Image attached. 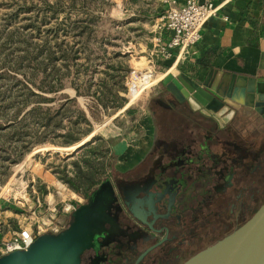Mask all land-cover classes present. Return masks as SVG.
I'll use <instances>...</instances> for the list:
<instances>
[{
	"label": "rangeland",
	"instance_id": "374dc122",
	"mask_svg": "<svg viewBox=\"0 0 264 264\" xmlns=\"http://www.w3.org/2000/svg\"><path fill=\"white\" fill-rule=\"evenodd\" d=\"M159 4H163V0H0V110L2 109V104L5 103V97L21 88L20 82L28 84L23 74L28 77V72L33 67L28 65L27 57L36 55L39 50H43V53L47 50H55L56 44L60 42L63 49H69L72 46L73 50L77 51L78 54H84L86 49L81 43L82 39L81 37H76L75 34L80 26H84L85 23L90 24V20L93 23L90 24L92 36L88 47L93 67L87 73L83 67L75 66L72 69V71L74 69L75 71H80L77 77V86L87 74V77H91V92L95 91L98 79L104 76L101 72L105 68V62H122L128 66L129 70L131 68L151 69L152 61H156L155 59L160 57L156 50L159 36L158 28L163 24V21L159 19L164 12L162 11L163 13L159 14L161 8ZM115 55L118 57H115ZM19 60H21V63H17ZM80 61L82 60H77V62ZM56 64L55 66L60 69L63 67L61 62ZM155 75V79H158L162 74L157 71ZM156 88H161V81L152 88V91L156 90ZM63 93L68 94L70 97L75 96V92L71 88H66ZM119 95L125 98V92H120ZM147 97L141 101L143 102ZM77 102L86 111L87 105L94 106L96 104L94 97L91 95L79 96L77 97ZM137 104L130 106L134 107ZM126 105L127 100L121 110L113 111L111 105H109L105 112L99 110V112L95 113L98 121L95 122L90 119L93 126V137L102 139L108 144V139L115 140L131 131L134 124L132 123V117L124 114V110L130 107H126ZM156 125L158 131L159 129H171L170 124L169 127L165 128L164 122L159 118L156 119ZM218 136L221 137L222 141H225V144L219 143L218 147L220 146L219 148L225 151L226 147L229 148L227 154L232 159L227 161V163L230 165L237 161H242L243 170L236 172L233 185L232 179L225 175L218 180L217 184H214L215 190H221V192L230 189L225 194L227 199L214 202L211 208L210 206L202 205L199 210V216L196 217L194 225L201 228L205 223V227L200 230L210 233L218 232L222 222L219 220L220 218L218 219L213 214H210L209 211L218 210L219 213H222V210H224L225 221L232 220V215L229 214L230 206L233 203L237 205L238 200L234 202L231 199L235 196L237 197L240 190L243 192L241 203L242 205L244 204L241 212L246 218L264 201V143L263 146L258 143V148L261 151L256 155L253 153L254 161L252 165L247 166L245 163L249 160V140H245V136H242L240 138L242 139L241 145L236 146L235 141H238L239 138L234 139L225 135L224 132L217 133ZM189 137L186 146L178 143L173 148L177 149V152L187 150L194 153L198 151L199 146L204 142L202 135L194 128L192 135ZM89 138L90 136L82 140V142ZM99 144V141H96L92 146L96 147ZM76 146L60 147L46 142L43 145L35 146L18 164L10 165L8 169L9 176L5 183L0 185V206H2L0 213L6 209L9 210L8 206H11L14 208L11 210L12 213L18 216V219L12 218L14 220L13 223L16 224L19 221V226H30L35 230L38 224L31 215L34 210H31V207H33V202L36 205L38 204L37 199L35 200L38 197L41 206L37 207L36 210L42 211L40 215H37L38 219L43 217V202L46 205L47 202H51V208L54 207L56 209L58 219L62 223L65 220L68 221L71 213L65 214L63 212L66 205H70L75 209L78 205L86 202L83 196L73 192L60 179L62 169H64L67 177L72 178L75 176L71 163L81 158V155L72 156ZM238 147H241L240 151L237 150ZM168 148L171 149L172 147L168 146ZM164 149H166V146H164ZM157 154L156 152L150 154L149 156H153L154 159L151 157L147 158L145 163L132 168L131 171H128L130 170L128 164L125 167L121 165V160L123 161L122 158L124 157L122 153L106 155L104 162L106 165L105 173L111 175L114 168L116 172L123 174L120 178L115 179L114 184L107 181L101 185L100 191L96 192L93 198L102 197L108 208L112 202L117 203L118 210H123L125 207L126 210L133 212L135 217L143 220H146L149 214L155 215L157 220L171 214L169 211L161 214L162 211H160V205L163 201L165 200L166 205H168L172 203L171 198L165 196L163 192L152 194L148 191L150 184L153 185L156 182L155 169L149 168V166L151 165L154 168H163L167 165L181 166L182 161H180L181 158L175 157L172 158L173 162L165 163L155 158ZM108 165L112 167L109 169ZM126 167L128 168L126 169ZM220 168L218 167L217 169ZM221 173H224V171H221ZM217 176L219 177V175ZM217 176L213 178L214 182L217 180ZM136 182H140V186ZM168 182L166 181L165 183ZM114 185L119 192V199L116 198L117 193L114 191ZM42 187L46 188L43 189ZM40 190L44 191L43 199L39 197ZM250 195L254 197L251 202L249 199ZM27 199H30L28 205L25 202ZM122 202L124 204L121 205ZM245 202L256 206L248 212L244 208ZM1 217L4 216L2 215ZM6 224L12 227V223L8 219ZM227 226L226 230L228 231ZM4 227L6 226L0 224V247L1 239L4 238L6 231ZM110 227V230L103 229L99 237L103 236L106 244L114 241L118 251H124L125 249L126 251H133L134 248L132 249V246L128 245L126 240L127 237H131V233L129 234L125 229L120 228L115 222H112ZM188 232V234L185 233L186 238L178 237L176 240L173 239V244H176V242L180 244L179 242L181 241L180 250L187 248L186 244L191 238V231L188 230ZM174 233L171 232V235H174ZM179 233L180 230L177 229L176 234L178 235ZM138 235L136 234V236ZM42 239L43 235L37 237L34 241L38 242ZM32 246L30 245V247ZM188 255L189 253L184 256ZM28 261L27 259L25 262Z\"/></svg>",
	"mask_w": 264,
	"mask_h": 264
},
{
	"label": "trees",
	"instance_id": "16d2710c",
	"mask_svg": "<svg viewBox=\"0 0 264 264\" xmlns=\"http://www.w3.org/2000/svg\"><path fill=\"white\" fill-rule=\"evenodd\" d=\"M260 1L262 19L255 26L252 40L261 36V27L264 25V0ZM89 23L92 24L93 21L90 20ZM90 24L80 26L75 34L82 39L81 43L86 49L84 54H78L72 46L63 49L60 42L56 44L55 50H47L45 53L39 50L36 55L27 57L28 65L33 67L28 72V77L23 74L28 84L20 82L21 88L5 97L0 110V185L9 176V166L21 162L35 146L46 142L60 147L75 146L93 132L91 120L98 121L95 113L99 110L105 112L109 105L113 111L124 108L126 99L119 93L125 92L124 80L129 68L122 62H105V68L101 72L104 76L98 79L95 91L91 92V77H87V74L79 86L76 85L80 71L72 69L75 66L83 67L87 73L93 67L88 47L92 36ZM252 40L251 44H254ZM78 59L82 61L77 62ZM19 61L17 63H21ZM57 62H61V69L55 66ZM66 88L73 89L75 96L63 93ZM87 95L93 96L96 104L87 105L86 111L78 104L77 97ZM149 98L148 95L145 99L146 105L140 101L137 106L124 110V114L132 117L133 124L143 109L154 112L155 104H160L161 100ZM161 108L162 111L168 110L167 106L165 108L161 105ZM96 141L100 144L92 146ZM110 153L113 152L106 141L91 138L72 154L81 155L79 160L71 163L75 176L67 177L62 169L60 179L73 192L88 199L105 182H115L123 174H119L114 168L111 175L105 173L104 162L106 155ZM108 166L109 169L112 167ZM40 193L43 194L44 191L40 190Z\"/></svg>",
	"mask_w": 264,
	"mask_h": 264
},
{
	"label": "crops",
	"instance_id": "0c3cea01",
	"mask_svg": "<svg viewBox=\"0 0 264 264\" xmlns=\"http://www.w3.org/2000/svg\"><path fill=\"white\" fill-rule=\"evenodd\" d=\"M198 1L202 3L204 0ZM209 1L217 6L218 10L202 28L199 42L182 52L180 56L179 50H175L174 56L170 59H163L161 57L158 59L156 58V61H152L150 68L155 74L157 71L161 72L162 75L167 73H171L173 76L184 74L188 78L194 80L203 79L211 70L217 73L223 72L264 80V25L261 27V36L258 39L254 38V40H252L255 26L259 24L262 19L261 1ZM184 3L185 0H163V4H159V6L161 5L159 14L163 11V17L166 11L171 8L178 9L183 6ZM162 17L159 20H162ZM158 40L162 41V43L167 41L166 32L164 30H159L157 41ZM251 40L254 44H251ZM149 97L150 100H161L160 104H155L154 112L143 109L139 117L134 121V126L131 131L124 136H119L120 138L115 140L108 139V145L111 151L114 154L120 152L124 155L122 158L123 161L121 160V165H123V167L128 164L130 169L136 168L142 164L147 157L153 158V156H149L150 154L155 152H169L173 149V146L178 143L186 146L194 128L202 135L204 139L203 144L207 143L208 146L217 144L216 147L218 150L214 151L215 154L220 155L222 153L223 149L218 147L221 137H217V133L219 134V131H222L217 128L215 122L203 117L199 113L191 112L186 104L177 103L162 84L161 88H156V90L151 91ZM145 101L146 100L142 103L146 104ZM161 105L165 108L167 106L168 110L162 111ZM158 118L164 122L165 128L169 127L170 124L171 129H159L158 131L156 125V119ZM223 132L225 135L233 137L234 139L237 137L231 127H227ZM91 134L93 137V133ZM258 138L259 140L257 139L256 144L260 143L263 145L264 134H259ZM164 146H166V149H164ZM168 146L172 148L169 149ZM211 149L214 150V147H210V150ZM128 167H126V169ZM39 197L43 199V194L40 193ZM36 199L38 200L39 198L36 197L35 200ZM25 202L28 205L30 199H27ZM43 204L44 213L42 214L43 217L40 218L43 221L51 220L53 226L51 230L41 233L40 235H36L33 230L34 240L41 235L57 234L61 228L67 226L69 223V220H65V222L62 223L58 219L56 209L54 207L51 208V202H47L48 206L44 202ZM40 206V202L37 205L33 202L34 208L31 207V210L34 209L33 212H31L32 216L40 215L42 211L36 210V208ZM0 209H2V206H0ZM8 209L9 210L6 209L4 212L0 213V224L6 226L4 227L6 231L4 233V238L1 239V245L22 228V226H19V221H17L16 224L13 223L14 218L18 219L17 214H13L11 211L14 208L8 206ZM72 211L70 213H72ZM33 213L35 214L33 215ZM2 215L4 217H1ZM7 219L12 223V227L6 224ZM5 255L1 254L0 258Z\"/></svg>",
	"mask_w": 264,
	"mask_h": 264
},
{
	"label": "flooded vegetation",
	"instance_id": "af4514ba",
	"mask_svg": "<svg viewBox=\"0 0 264 264\" xmlns=\"http://www.w3.org/2000/svg\"><path fill=\"white\" fill-rule=\"evenodd\" d=\"M227 127H231L237 136L236 138H239L238 141H235L236 146L241 145L242 139L240 138L242 136H245V140H249V160L245 163V165H252L254 161L253 153L256 155L259 151H261L256 143L259 134H264V120L256 114H251L248 118H244L242 116L237 119L234 118L222 128L217 126V128L221 129L222 132L225 131ZM219 143L225 144V141L221 140ZM216 146L217 144L208 146L207 143H202L199 146L198 151L194 153L187 150L177 152V149L174 148L171 149L170 152L158 153L156 158L162 162H173L172 158L175 157L181 158L180 161H182L181 166L167 165L163 168H154L151 165L149 166V168L151 167L155 169L156 174L154 176L156 177V182L153 185L150 184L148 191L152 194L156 192H163L165 196L170 197L172 203L166 205L164 200L160 205V211H162L161 214H163V212L165 213V211H169L171 214L165 215L158 220L155 215L149 214L147 219L143 220L135 217L133 212L126 210L125 207L123 210H118L117 203L112 202L106 213L107 222L104 224V229L110 230V225L112 222H115L120 228L125 229V231L129 232V234L131 233V237H127L126 240L128 241V245H131L132 249L134 248L133 251H126V249L124 251H118L117 245L114 241L106 244L102 236L97 238L94 247L89 248L81 255L80 263L182 264L192 255L222 239L240 227L259 208H256V210L252 213L250 212L251 215L247 218L244 217L241 212L243 208L242 206L244 205L241 203V197L243 195L241 190L238 192L237 197L235 196L231 199V201L234 202L238 200L237 205L233 203L230 206L231 209L229 214L232 215V220L228 222L227 220L225 221L224 210H222V213H219L218 210H211L212 212L209 211L210 214H213L218 219L220 218L219 220L222 222L218 228V232L210 233L200 230L205 227V223L203 224L204 226H201V228L194 225L195 220L197 219L196 217L199 216L198 212H200L199 210L202 205L210 206L211 208L213 207L212 204L214 202H220L223 199H227L225 194H227V191L230 189L225 190V192H221V190H215L214 184H217L218 180L225 175L232 179L231 181L233 185L236 172H241L243 170L242 161H237L230 165L227 163V161L232 159L227 154L229 151L228 147H226V151L222 150L220 155H216L214 152L217 148ZM210 147H214V150H210ZM240 148L241 147H238L237 150L240 151ZM145 162L146 161L143 163ZM218 167L221 168L217 169ZM131 170L132 169L128 171ZM221 171H224V173H221ZM217 175H219V177ZM216 176L218 178L214 182L213 178ZM166 181L169 182L165 183ZM111 183L114 184V182ZM136 183L140 186V182ZM218 188L220 189V187ZM114 191L117 193L116 198L119 199V192L115 185ZM252 198H254L253 195H250V202ZM87 200L88 199H86L85 203H87ZM122 204L124 203L122 202L121 205ZM255 206V204L251 205L250 203L245 202L244 208L249 212L251 208H254ZM187 217H189V219H187ZM226 226L228 231L226 230ZM66 227L67 226L61 228L60 231L64 230ZM177 229L180 230L178 235L176 234ZM188 230L191 231L190 241L186 244L187 248L180 250L179 247L182 245L181 241L179 242L180 244L177 242L176 244H173V239L176 240L178 237L186 238L187 236L185 233L188 234ZM171 232H173L174 235H171ZM136 234L139 235L136 236ZM192 248L194 249L192 250ZM188 253V256H184Z\"/></svg>",
	"mask_w": 264,
	"mask_h": 264
},
{
	"label": "water",
	"instance_id": "95a60500",
	"mask_svg": "<svg viewBox=\"0 0 264 264\" xmlns=\"http://www.w3.org/2000/svg\"><path fill=\"white\" fill-rule=\"evenodd\" d=\"M161 84L177 103L213 120L219 128L251 114L264 120V80L211 70L198 80L167 73ZM100 188L72 211L64 230L43 235L23 252L1 257L0 264H81V255L95 246L107 222L108 206L102 197L93 198ZM182 264H264V202L240 227Z\"/></svg>",
	"mask_w": 264,
	"mask_h": 264
},
{
	"label": "built area",
	"instance_id": "2783aa9c",
	"mask_svg": "<svg viewBox=\"0 0 264 264\" xmlns=\"http://www.w3.org/2000/svg\"><path fill=\"white\" fill-rule=\"evenodd\" d=\"M218 8L211 1L185 0L183 6L178 9H169L162 17L163 24L159 30L166 32L167 41H157L156 53L163 59H170L174 56L175 50L182 52L196 45L201 38V30L204 25L216 14ZM152 69L131 68L124 80L126 107L135 105L147 97L152 88L162 80L165 75L155 79ZM39 203V200H37ZM73 207L66 205L63 209L65 214L70 213ZM35 213H33L34 215ZM38 224L34 233H41L51 230L53 222L38 219L33 216ZM34 241L33 229L30 226L22 227L14 233L10 239L4 241L0 247V255L10 254L26 250Z\"/></svg>",
	"mask_w": 264,
	"mask_h": 264
}]
</instances>
